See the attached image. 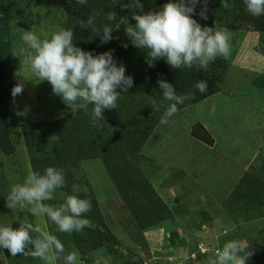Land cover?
<instances>
[{
    "label": "rangeland",
    "instance_id": "rangeland-1",
    "mask_svg": "<svg viewBox=\"0 0 264 264\" xmlns=\"http://www.w3.org/2000/svg\"><path fill=\"white\" fill-rule=\"evenodd\" d=\"M6 1L0 0V3ZM226 2L229 5L227 8L221 0L220 4H209V14H206L208 19L197 21L202 26L209 27L213 26L214 22H218L231 33L230 57L228 59L218 57L217 59L223 60V63L216 61L210 64L211 68L212 65H216L214 74L220 90L218 100L213 99L210 104L201 108L199 106L191 112V115L197 112L211 113L214 107L216 113H224L221 119L204 120L207 129L216 139L214 150L206 152L199 146L194 147L189 143V138L183 135L172 137L186 148L185 151L180 152L181 146L174 149L169 147L171 136L166 135L167 130L175 129L180 132L185 126L182 124L184 117L179 114H175L168 119L167 123L161 125L151 141L143 146L144 155L154 160V166L161 169L153 175L152 180L156 182L155 187L159 196L163 200L170 199L168 204L171 206L172 199L178 195L177 190L187 194L191 192L188 195L190 197L187 198L196 204L189 208L190 212L200 211V213L210 214L213 218L210 225L199 223L204 218L198 217L194 226L188 224V228H181L178 231L179 236L182 237L181 243L176 248L170 245V248L164 241V230L172 229L174 226L172 221H168L159 231L146 232L143 237L148 247L139 249L137 242L132 239L133 234H130V232L133 233L132 226L128 230L130 232H125V226H128L130 221L129 215L124 213L127 211L122 208L121 197L110 199L111 196H116V192L106 191L109 187L111 188V185L106 169L103 166L99 167L102 165L101 161L91 160L93 170L90 169V172L92 173L87 177L80 175L75 178L80 179L79 185L87 183L93 189L94 186H103V191L111 194L110 198H107L106 193L103 194L100 190L101 195L98 200L107 207L108 213L121 230L119 231L120 245L114 244L111 251H118L119 255L122 253L123 257L134 264H203L197 259L199 251L208 255L205 264H216L217 250L220 245L223 246L224 243L233 239L240 240L245 250L252 254L247 264H264V137L261 135L264 131V56H259L254 49L262 44L264 36L257 32L251 22L240 25L239 19L234 20L236 10L232 8L231 0ZM204 6L206 4L200 5L199 10L201 11ZM19 7L21 8V5ZM50 11L51 9L45 10L48 19H51ZM228 11H233L231 20L223 17ZM16 12L20 10L12 13ZM128 18L131 20V17L128 16ZM124 26L120 28L119 34L126 35ZM109 50L113 51L118 66L124 61L128 63L129 59H123L125 52L120 41L113 44ZM194 67L198 68V66ZM196 79H199L198 74L193 77L194 82ZM61 107L62 117L69 109L63 102ZM84 117L86 115L78 119ZM14 121V119L11 121L12 129L16 128ZM74 122L73 119L69 120L70 127ZM10 141L11 146L15 148L14 154L7 156L0 148V223H12L11 227L15 229L19 227L16 223L17 218H23L26 210L8 209L5 197L13 184L23 182L29 172L34 171L32 158L37 161L35 163L37 171L43 172L42 168L48 163L47 158L52 156L53 152L50 149H39L32 154L26 146L25 138H21L19 130L18 135L12 134ZM79 147V151L83 150L81 145ZM260 147L262 148L259 149ZM144 165H146L145 171L150 172L152 166L149 163ZM179 171H184L186 174L181 176L178 174ZM171 180L179 182L175 183V189ZM52 203L59 205L62 202L54 200V202L51 201ZM186 210V201H182L179 205V214L185 213ZM29 219H33L34 223L40 224L46 231L56 235L64 244L65 254L71 251L77 252L71 240L72 233L59 232L57 226L46 218L45 222L39 218H32L29 214ZM176 223L179 224V219ZM125 241L130 242V246L123 243ZM192 241L196 242L195 248L191 250L189 247ZM258 247H261L259 252H257ZM6 250H0L3 252V256H0V264H8L5 260L7 257L9 264H46L45 261L30 254L12 257ZM103 255L109 254L104 251ZM110 256L112 255H109L106 260L98 256L99 259H94L92 263L114 264L112 261L114 255ZM114 257L117 258L116 255ZM79 259H81L80 256ZM120 263L119 259L115 262V264ZM55 264H64L63 258Z\"/></svg>",
    "mask_w": 264,
    "mask_h": 264
},
{
    "label": "trees",
    "instance_id": "trees-1",
    "mask_svg": "<svg viewBox=\"0 0 264 264\" xmlns=\"http://www.w3.org/2000/svg\"><path fill=\"white\" fill-rule=\"evenodd\" d=\"M60 1L62 9L64 8L63 10L68 12L69 20L67 28L73 29L76 46L83 50L86 48L85 51L95 49L101 39L99 36H95L96 33L91 29L81 28L79 21H86L92 14L99 13L96 18V26L98 29H102L104 24L108 23L105 19V14L115 11L119 19L111 22L113 29L121 22L123 25L130 24L128 16L131 17V14L127 9L121 8L118 0H88L86 5L76 4L74 0ZM206 1L207 3L203 7V10H205V14L207 15L209 14V4H220V0ZM127 2L128 0H123V3ZM167 2L168 0H141L145 12L159 9ZM231 3L232 8L236 10L233 19H239L240 25L251 22L257 29V32L264 36V16H251L245 8L244 0H231ZM0 5H3V3H0ZM199 6L196 7L197 13L200 11ZM232 15L233 11H228L223 17L231 20ZM124 17L127 18L126 21L123 20ZM193 18L197 21L201 20L199 15ZM10 35L11 31L7 20L0 17V148L7 156L15 152V148L11 146L9 137V116L14 101L11 92L15 85V78L12 75L15 67L11 63L13 44H10ZM254 49L259 56H264V38L262 44ZM216 61L223 63V60L220 59ZM162 62L164 60L155 61L153 67H149L147 64L141 65V69L134 74V86L127 93H121L124 96L118 101V106L115 110H104L103 116L105 121H99L96 126H93L90 120L91 105L81 107L80 111L76 114L70 115L66 112L65 114L63 113L64 115L62 114V117L59 116L61 118L26 121L21 126L26 146L32 154L39 149H50L53 152V155L47 158L48 163L44 164L43 171L49 166H55L63 169L65 173V187L57 190L54 200H61L63 203V193L72 194V185L79 184L78 180L80 179L76 180L75 178L80 177V175L87 177L92 173L90 172V169L93 170V165L90 164L91 160H100L102 165H99V167L103 166L106 169L111 185V188L109 187L106 191L114 190L116 192L115 197L111 196L110 198L109 195L111 194L104 192L105 190L103 191L102 185V187L98 186L100 189L96 186L93 189L87 183L82 184L88 187V191L86 194L81 193L80 195L90 199L92 202L91 210L85 214L91 223L83 231L73 232V238L71 239L74 242V248L81 258L79 259L81 264H93L94 259H99L98 256L106 260L109 255L117 256V258L110 256L114 264L118 259L121 261L120 264H134L128 258L123 257L122 253L119 255L118 251H111L114 244L120 245L121 234L119 231L121 230L108 213L107 207L98 202L101 195L99 194L100 190L103 194L106 193L107 198L116 199L121 197L122 208L128 212L124 213L125 215H129L130 221V224L125 226V232H130L128 230L132 226L133 233L130 232V234H133L132 239L137 242L139 249H147L148 247L143 237L146 232L152 230L159 231L168 221H172L174 228L168 230L165 228L164 241L170 248L171 246L176 248L182 240V237L178 234L181 228H188V224L194 226V222L198 220V217L204 218L199 223L203 222L208 225H210V221L213 219L208 213H200V211L190 212L189 208L196 204V202L187 198L190 197L188 195L191 192L187 194L184 191L179 192L177 190L178 195L172 199L173 205L171 206L168 204L170 199L163 200L159 196L155 187L156 182L152 180L154 178L153 175L161 169L154 166V160L144 155L143 146L151 136L150 134L154 130L155 124L162 118L163 107L168 105V102H165V100L162 104L160 102L159 93L161 90H159L157 84L159 79L169 80L174 84L177 94H192V98L186 100L182 105H178V108L196 104L214 95V93L218 92V89L214 90L216 88L214 82L217 80L216 77L212 78L208 74V71L211 70L210 65L207 70L198 68L199 72H196L193 67L191 69H172L166 62ZM215 66L212 65V68ZM196 74H198L200 80H206L208 83L207 91L204 93L196 90L194 86L197 81L192 83V80L189 78L195 77ZM202 74H204V77ZM185 75L187 76L186 81L184 80L187 84V90L181 85L184 83L183 77ZM84 115L86 117L78 119ZM70 119L75 121L71 127L68 123ZM193 136L197 140L204 142L207 146L213 147L215 144L211 134L202 125H197L194 128ZM80 145L83 147L81 151H79ZM31 162L34 166V171H37L36 159L32 158ZM146 163L152 166L150 172L144 169L146 166L144 164ZM178 174L182 176L186 172L179 171ZM163 178L166 177L163 176ZM171 183H173V189H175V183L179 182L171 180ZM182 201H186V214L184 212L179 214V205ZM178 219L179 224L177 225ZM195 242L192 241L190 244L189 248L191 250L195 248ZM123 243L130 246V242L128 241ZM260 250L261 247H258L257 252ZM104 251L109 255H103ZM198 254V261L205 264V259L208 255L202 254L201 251ZM5 260L9 264L8 257Z\"/></svg>",
    "mask_w": 264,
    "mask_h": 264
},
{
    "label": "clouds",
    "instance_id": "clouds-1",
    "mask_svg": "<svg viewBox=\"0 0 264 264\" xmlns=\"http://www.w3.org/2000/svg\"><path fill=\"white\" fill-rule=\"evenodd\" d=\"M74 2L86 5L88 0ZM221 2L224 7L229 6L226 0ZM118 4L127 9L135 21L134 25L126 24L124 31L132 46L147 53L149 67H153L155 61L164 60L172 69H191L197 65L207 70L218 57L228 59L231 55V33L227 28L218 22L211 27L202 26L193 18L199 15L203 20L208 19L205 10L196 12V7L206 4V0H168L161 8L147 12L141 0H128L127 3L118 0ZM244 4L251 16H264V0H244ZM98 15L94 13L79 24L81 28L95 32L101 44H105L113 38L111 22L119 18L115 11L106 13L108 23L98 29ZM21 39L24 46L15 56L23 59L25 70L39 82H47L52 93L60 97L73 114L78 113L81 107L91 105L93 126L105 121L104 110H115L124 96L121 93H127L134 86L133 77L126 75L123 63L118 66L113 51L96 54L81 49L76 46L72 28L59 27L45 38L32 30L22 31ZM157 84L163 100L168 102L161 120V123H167L178 112V105L191 99L192 94H177L174 84L163 79H159ZM194 87L204 93L208 83L198 80ZM23 90V83L16 84L12 97ZM65 184L63 169L49 166L43 173L30 171L23 182L11 186L5 197L6 207L10 210L24 209L26 214L17 218L18 228L11 227L12 223H0V250L7 249L12 257L30 254L46 264H55L61 258L64 264H80L76 251L65 254L64 244L56 235L29 219L30 214L32 218L45 222L50 220L62 233L81 232L89 227L91 222L85 214L91 210L92 202L80 195L87 193L86 186L73 184L72 194L63 193V203H46L54 200L57 190L63 189ZM251 255L240 240L233 239L217 250L216 264H247ZM0 256H3L2 251Z\"/></svg>",
    "mask_w": 264,
    "mask_h": 264
},
{
    "label": "crops",
    "instance_id": "crops-1",
    "mask_svg": "<svg viewBox=\"0 0 264 264\" xmlns=\"http://www.w3.org/2000/svg\"><path fill=\"white\" fill-rule=\"evenodd\" d=\"M20 5L21 8L19 7ZM0 7H2V9H0V17L7 20V24L10 26L9 29L11 31L10 44H13V49L11 52V63H13L15 67V71L13 70L14 73L12 72V75H14L15 78V85L18 83H23L24 89L21 94L13 98L14 101L12 103L11 113L9 116V137L11 140L13 133L14 135H18V130L21 133V138H24L23 133L21 131V126L26 121L39 119H56L57 117L61 116L60 114L62 108V100L60 99V97L52 93L51 86L47 82H39L38 80H36L31 74V72L25 70L23 66V59H20L19 57L15 56L19 49L24 46L23 41L21 39L22 31L32 30L35 31L37 34L41 35L42 38H45L50 36V34L56 31L59 27L67 28L69 17L68 12L66 10L64 11V8L62 9L60 0H7L6 2H3V5H0ZM46 9H51V19H48V16L45 14ZM17 10H20V12L12 13ZM123 19L127 20V18L125 17ZM129 22V25L135 24L134 20H130ZM123 26L124 25L122 22L118 23L114 31L111 33L113 37L112 40L105 44H101L100 41L97 44V47L92 51H94L96 54L108 51L110 47L117 41H120L122 45L127 44L128 46L124 47L125 56L123 59H129V61L127 64L124 61L123 64L126 68V75L134 77V74H136V72L141 69L140 66L147 64V54L144 50L132 46L127 35L119 34V30ZM118 27L119 29H117ZM84 50H86V48ZM194 66V70L196 72H199V67L195 69ZM214 73V68H211V70L208 71V74H210L212 78L215 77ZM202 75L204 77V74ZM186 78L187 76L185 75L183 77V81H186ZM189 78L190 80H192L193 83V77ZM198 80L200 79H196V81ZM185 81L181 85L185 88V90H187V84L185 83ZM167 82L171 83L169 80ZM214 84L216 87L214 88V90L218 89V92L214 93V95L196 104L178 108V112L176 114H179L180 116L184 117L182 118V124H185V126L182 127L180 132L176 131L175 129L167 130L166 135L171 136L169 147H172V149L179 148V146L181 145L178 144L172 136L177 137L179 135H183L189 138V143L194 147L199 146L202 150L206 152H212L214 150L215 144L213 147H210L205 145L204 142L197 140L193 136V130L197 125H202L203 128L211 134L214 143H216V139L212 135L213 133L207 129L206 125L204 124V120L213 119L215 121L221 119L224 113H216V109L213 107V112L211 113L197 112L191 115V112L196 110L199 106L201 108L202 106L210 104L211 100L213 99L214 101L218 100L217 98L220 96L219 83L215 81ZM44 85H47L48 87H43ZM159 97L160 102L162 104V102L164 101L162 91L159 93ZM167 106L168 105H165L163 107V115L161 116L162 118L159 119L158 122L155 124L154 130L151 132V136L148 138L147 142L151 141L153 135H155V132L161 127V125L164 124L161 123V120L164 118ZM70 112L71 111L69 109L67 113ZM13 119L15 120V129H12L13 126L11 121ZM261 135L264 137V131H262ZM261 148L262 147H260L259 149ZM185 150L186 148L181 146L180 152H183Z\"/></svg>",
    "mask_w": 264,
    "mask_h": 264
}]
</instances>
